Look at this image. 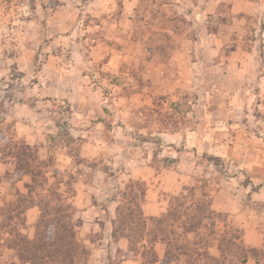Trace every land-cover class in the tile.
<instances>
[{
	"label": "rangeland",
	"instance_id": "374dc122",
	"mask_svg": "<svg viewBox=\"0 0 264 264\" xmlns=\"http://www.w3.org/2000/svg\"><path fill=\"white\" fill-rule=\"evenodd\" d=\"M232 1L0 0V204L26 192L23 141L71 202L89 264H146L111 236L116 208L158 217L180 195L210 199L211 255L237 234L256 253L232 264H264V63L245 62L264 22ZM162 247L152 264H185Z\"/></svg>",
	"mask_w": 264,
	"mask_h": 264
},
{
	"label": "trees",
	"instance_id": "16d2710c",
	"mask_svg": "<svg viewBox=\"0 0 264 264\" xmlns=\"http://www.w3.org/2000/svg\"><path fill=\"white\" fill-rule=\"evenodd\" d=\"M13 156L17 171L28 175L30 181L25 184V193L17 191L12 200L0 204V255L10 253L5 260L0 257V264H89V251L76 235L79 221L73 220V206L57 188L47 187L46 172L39 165L43 161L34 148L21 141ZM189 200L186 195L172 196L165 213L147 219L138 203L125 201L116 208L111 236L126 238L127 251L131 256L139 255L146 264L158 261L157 244L163 246L164 259L185 264H232L239 254L243 261L255 255L254 248H247L239 235L231 233L218 238V254L211 255L209 248L216 236L211 201ZM33 206L38 207L39 215L33 236L28 237L22 228L25 212ZM206 226L210 227L208 234L201 235Z\"/></svg>",
	"mask_w": 264,
	"mask_h": 264
},
{
	"label": "crops",
	"instance_id": "0c3cea01",
	"mask_svg": "<svg viewBox=\"0 0 264 264\" xmlns=\"http://www.w3.org/2000/svg\"><path fill=\"white\" fill-rule=\"evenodd\" d=\"M230 6L231 12L235 14L253 13L256 11V14L263 17L264 22V0H233ZM260 28L261 29L257 30V33L260 35V41L258 45L257 43H253L251 46V55L248 59V56H246L245 62L252 60L264 63V24L260 25Z\"/></svg>",
	"mask_w": 264,
	"mask_h": 264
}]
</instances>
